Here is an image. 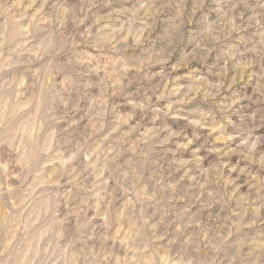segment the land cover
Listing matches in <instances>:
<instances>
[{
    "label": "rangeland",
    "instance_id": "rangeland-1",
    "mask_svg": "<svg viewBox=\"0 0 264 264\" xmlns=\"http://www.w3.org/2000/svg\"><path fill=\"white\" fill-rule=\"evenodd\" d=\"M0 264H264V0H0Z\"/></svg>",
    "mask_w": 264,
    "mask_h": 264
}]
</instances>
